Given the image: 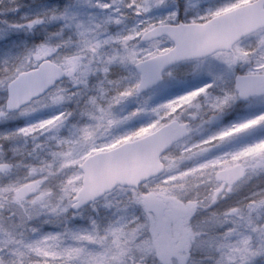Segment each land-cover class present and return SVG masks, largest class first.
<instances>
[{
    "label": "clouds",
    "instance_id": "1",
    "mask_svg": "<svg viewBox=\"0 0 264 264\" xmlns=\"http://www.w3.org/2000/svg\"><path fill=\"white\" fill-rule=\"evenodd\" d=\"M232 3L65 0L55 29L0 49V123L24 121L0 130L13 152L0 162V224L24 233L81 216L104 233L108 264H264V150L245 154L216 126L222 106L264 108V0L217 15ZM210 31L227 35L199 53L177 38ZM196 63L224 75L201 72L192 99L219 102L200 113L187 90L163 94ZM246 78L260 86L242 89ZM136 97L148 103L115 111ZM17 137L43 147L17 154ZM113 164L135 170L110 175Z\"/></svg>",
    "mask_w": 264,
    "mask_h": 264
},
{
    "label": "rangeland",
    "instance_id": "2",
    "mask_svg": "<svg viewBox=\"0 0 264 264\" xmlns=\"http://www.w3.org/2000/svg\"><path fill=\"white\" fill-rule=\"evenodd\" d=\"M252 0H235L218 14L231 10L237 6L251 2ZM65 0H0V49L10 47L15 43L23 46L22 41H31L32 33L35 38L45 29L51 31L56 28L52 16L54 6L63 5ZM192 75L186 76L174 83L163 94L172 96L176 93L188 91L187 97L190 108L194 113H200L204 109L215 108L218 100L215 96L205 93L204 97L196 101L192 99L200 92V74L202 71L213 72L216 79L223 80L222 72L213 68H203L196 63L190 69ZM148 103L147 98L136 97L131 101H118L113 106L120 115H127L131 105L142 107ZM220 114L216 121L217 127H223L221 137H228L236 143L246 144L244 153H258L264 150V108L259 105L244 107L241 104L233 108L225 109L223 106L216 109ZM138 117L135 115L126 121V126L136 127ZM24 121H9L0 123V130L12 129L21 126ZM142 130V129H141ZM138 131L136 135L143 131ZM133 140V135L124 136L121 140L108 145L113 148L117 144ZM249 141H256L249 143ZM5 141L0 138V146ZM17 154L25 156L29 152L33 156L43 147L32 140L17 137L12 144ZM103 150V149H102ZM13 158V152L0 151V162ZM165 223L161 219L158 227L163 229ZM35 230L24 233H13L10 228L0 224V264H108L110 253L105 250L100 241L104 233L98 227H93L91 222L81 216L65 219L56 218L53 222L33 225Z\"/></svg>",
    "mask_w": 264,
    "mask_h": 264
},
{
    "label": "water",
    "instance_id": "3",
    "mask_svg": "<svg viewBox=\"0 0 264 264\" xmlns=\"http://www.w3.org/2000/svg\"><path fill=\"white\" fill-rule=\"evenodd\" d=\"M251 2L246 4L240 5L236 8H240L241 6L249 5ZM230 11V10H229ZM229 11L223 12L218 14L220 16H226ZM256 9H251L249 15H254ZM178 35L181 37L180 41L184 45L185 49L191 53H199L204 51L209 45L222 43L224 42L227 32L226 31H210L205 35H198L195 32L187 33V32H180ZM260 86V82L255 79H244L240 82V87L244 90H254ZM177 133L179 132L178 129H175ZM133 141V140H132ZM132 141H127L124 143H129ZM135 165L131 166L130 168L122 169L119 165L113 164L110 165L107 169L110 175H118L121 171H134Z\"/></svg>",
    "mask_w": 264,
    "mask_h": 264
},
{
    "label": "snow or ice",
    "instance_id": "4",
    "mask_svg": "<svg viewBox=\"0 0 264 264\" xmlns=\"http://www.w3.org/2000/svg\"><path fill=\"white\" fill-rule=\"evenodd\" d=\"M179 40L181 39V37L178 35V37H177ZM37 55H42V53L41 52H37ZM141 131H143V129L141 130Z\"/></svg>",
    "mask_w": 264,
    "mask_h": 264
},
{
    "label": "trees",
    "instance_id": "5",
    "mask_svg": "<svg viewBox=\"0 0 264 264\" xmlns=\"http://www.w3.org/2000/svg\"><path fill=\"white\" fill-rule=\"evenodd\" d=\"M35 36H36V34H35V33H32V38H31V39H32V40H33V39H36Z\"/></svg>",
    "mask_w": 264,
    "mask_h": 264
}]
</instances>
